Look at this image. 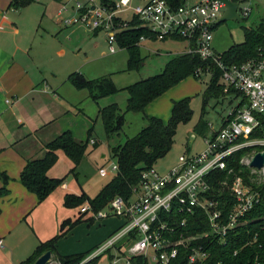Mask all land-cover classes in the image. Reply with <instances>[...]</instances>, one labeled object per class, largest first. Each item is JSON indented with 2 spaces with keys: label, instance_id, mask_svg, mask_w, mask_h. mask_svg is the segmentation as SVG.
<instances>
[{
  "label": "built area",
  "instance_id": "obj_1",
  "mask_svg": "<svg viewBox=\"0 0 264 264\" xmlns=\"http://www.w3.org/2000/svg\"><path fill=\"white\" fill-rule=\"evenodd\" d=\"M70 1L65 0L60 6V24L64 27L79 25L93 33L103 32L110 54L116 52L114 44L120 49L117 36L132 28L129 21L134 19L158 41L188 42L186 53L213 62L221 71L219 85L224 87V92L227 94L231 89L240 97L238 105L221 118L220 129L211 131L203 139L202 151L180 156L165 173L154 166L144 169L126 201L115 197L96 213H92L86 203L82 212L91 215L93 220L101 222L114 217L122 220V225L79 264L95 260L107 251L113 254L111 264L121 261L130 264L129 259L136 256H143L152 264H172L179 255V248L189 253L187 264H202L209 257L208 253L191 244L209 235L224 243L229 232L240 226L245 215L260 201L251 184L264 183V166L254 169L250 162L256 153L264 151V47L257 48L253 59L225 64L222 54L216 53L212 46L213 30L226 10L220 0H184L179 7L169 6L166 0H145L135 7H129L128 0H121L118 5H108L101 0H73L69 5ZM227 1L237 4L240 22L247 21L258 8L264 11V0ZM68 8L74 10V15L65 20L63 15ZM127 9L132 16L124 20L120 14ZM144 40L147 39L140 37V42ZM90 143L94 144L95 140ZM241 151L245 154L239 163L250 171V184L241 176L233 177L230 184L226 180L220 183L214 180L213 173L227 170V160ZM111 169L117 172L116 162ZM98 171L101 177L108 175L104 168ZM231 173L232 170H228L227 174ZM216 184L226 186L227 192L224 194L220 188L216 192ZM215 192L219 199H214ZM197 213L205 219L208 231L186 235L189 219ZM177 215H182V219L175 222ZM123 248L125 254L121 255Z\"/></svg>",
  "mask_w": 264,
  "mask_h": 264
},
{
  "label": "trees",
  "instance_id": "obj_2",
  "mask_svg": "<svg viewBox=\"0 0 264 264\" xmlns=\"http://www.w3.org/2000/svg\"><path fill=\"white\" fill-rule=\"evenodd\" d=\"M23 1L24 4L27 3V0ZM101 1L102 3L113 5L110 0ZM166 1L169 6L179 7L184 0ZM13 2L15 7L22 6L19 3H15L18 0H13ZM129 23L132 28L123 30L117 36V40L120 49L127 51V70L134 69L138 71L139 66L143 62V58L139 54L140 37L151 41L157 39L139 26L140 23L136 20L132 19ZM243 36V42L236 43V45H233L227 52L222 54L225 64L242 63L257 56V48L264 47V18L254 28H243ZM161 71V73L153 77L124 87L123 90L115 87L110 76L87 81L81 74L74 73L69 77V81L76 89L87 90L89 97L94 102L119 92H127L128 97L124 113L121 112L119 106L115 103L98 110V117L103 124L106 138L119 136L124 125L125 113H143L145 108L156 98L171 90L181 81L188 79V77H198L200 73L208 72L211 76V80L206 85L207 87L202 96L204 106L210 99H218L228 94H234L235 97H238L239 94L231 89L226 94L224 87L219 85L221 71L217 69L213 62L209 60L203 61L196 54L187 52L173 57L164 65ZM172 104L171 114L167 122L157 117H146L147 125L137 135L128 138L123 145L110 148L111 157L115 160L118 169L116 175L102 187L93 199L89 198L85 193L77 196L66 194L63 199V205L68 209H75L83 203H87L90 205L91 212L96 213L105 209L115 197H121L125 201L128 200L131 197L132 189L140 179L142 171L154 166L158 160L169 154L173 147L174 135L178 125L188 123L191 120L190 98L173 101ZM207 130V122L201 119L195 127L196 134L205 138ZM89 140H87V143ZM59 150L70 159L75 169L84 157L86 144L72 139L71 134L65 131L45 145V153L42 159L27 161L20 172L19 182L25 190L36 196L37 203L43 202L62 184L63 179L51 178L47 173L57 162L58 156L56 155ZM244 154L245 151H241L229 158L227 160L228 169L223 172L215 171L213 173L214 180L216 179L219 183L226 180L230 184L233 177L241 176L245 183L250 184L248 183L250 171L239 163L240 158ZM228 170H232V173L227 174ZM1 180L0 198L8 194L6 189L8 179L2 174ZM225 187L216 184L215 190L217 192L218 188H220L225 194L227 192L224 189ZM251 187L258 192L260 201L245 215L241 225L229 232L224 243H220L217 237L209 235L191 244V247L199 246L208 253L209 257L202 264H264V183L258 186L251 184ZM216 192L213 193L214 199H219L216 197L218 195ZM225 196L228 195L226 194ZM181 219L182 215L174 217L175 222ZM91 220L94 221L92 217ZM79 223L81 221L63 220L58 234L49 240H45V242H40L30 254V257L19 264H34L46 251L56 255L59 264H79L93 249L78 255L68 256H60L55 249L57 242L62 240ZM207 231L205 219L202 216L200 217V213H197L189 219L185 234H201ZM125 243L123 242L122 244ZM119 254L123 255L122 252H119ZM188 254V252L179 248V255L172 264H187ZM105 255H108L109 259L112 260V252L107 251L106 254L86 264H95ZM129 260L130 264H150L148 259L143 256L131 257Z\"/></svg>",
  "mask_w": 264,
  "mask_h": 264
},
{
  "label": "rangeland",
  "instance_id": "obj_3",
  "mask_svg": "<svg viewBox=\"0 0 264 264\" xmlns=\"http://www.w3.org/2000/svg\"><path fill=\"white\" fill-rule=\"evenodd\" d=\"M128 1L129 7H135L143 4L145 0ZM72 2L73 0L69 2V5H72ZM110 2L118 5L121 0H110ZM50 6L53 9L56 7L52 5V3ZM55 12L57 15L59 7H57ZM72 15H74V10L68 8L63 18L67 20L70 19ZM263 15L264 11L258 8L254 10L252 16L247 19V21L221 22L212 33V46L215 52L224 54L233 45H236V43L243 42V28L256 27L262 21ZM131 16L132 13L130 9L120 14V17L124 20H129ZM56 18L55 20H57ZM55 26V33L50 37V40H47V43H42L41 45L36 44L35 46L36 49L40 50V63L49 76L50 74L53 75L50 76L51 82L67 102V105L65 104L64 106L68 107L66 110H63V113H67L62 115V118L58 119L54 126H52V130L57 128L59 132L54 135L51 140L56 138L59 133L68 131L72 139L79 143L86 144V150L83 159L75 169L70 159L59 150L56 155L58 156L57 162L49 169L48 173L55 179H63L62 184L65 183L71 189L78 190L79 193H85L89 198L93 199L102 187L116 175V171L111 169L115 160L111 157L109 148L123 145L128 138L137 135L140 130L147 125L145 118H149L150 116H148L145 111L140 114L125 113L123 120L124 125L119 136L106 138L103 124L97 116L98 110L99 108L107 107L109 102L112 101L115 102L119 106L121 112L124 113L126 99L128 97L127 92H119L94 102L89 97L87 90L73 87L69 81V77L74 73H79L85 80L90 81L91 79L110 76L115 87L119 90H123L124 87L161 73L164 65L170 61L171 58L179 55V53L186 52L189 45L188 42L172 39L171 41L143 42L139 50L143 62L139 66L138 71L134 69L127 70V51L125 49H119L117 45L114 44L116 52L110 54L108 51L109 44L107 40H105V34L103 32L94 34L79 25L66 27L60 31L58 26ZM60 49L64 50V55L57 54V51ZM192 78L191 80L194 82L193 84L195 87L190 83L181 84L177 86L175 90H169L159 96L157 101L155 100V105L158 106L157 112L159 113H162L165 107H172L173 101H179L185 98H190V106L192 109L191 120L188 123H181L178 125L174 135L173 147L169 151V154L158 160L154 165V168L161 173L170 170L180 156L197 153L204 149V137L195 132V127L201 119L207 122L208 130L205 135L208 136L211 131L220 129L221 118L225 117L231 109L236 107L240 100V97L224 95L218 99L208 100L206 102L207 104L204 106L202 103V96L207 87L206 85L211 80V76L208 72H204L200 73L198 77ZM194 88H197V90L194 91ZM162 102L166 105H162ZM203 109L204 111H202ZM170 114L171 112H169V115ZM167 119L163 121L167 122ZM88 134L90 138L93 137L97 140L96 145L90 143L91 141L89 140L90 138L88 139ZM87 140H89L88 143ZM43 143L41 148L39 146L33 150V154H35L36 157H43L45 153V144L48 142L43 141ZM29 144L30 143H28V145ZM7 158L8 157H0V163H9ZM100 168H104L108 171L106 177L100 176L98 171ZM61 207L62 211L69 217L76 212L75 210L67 209L63 203ZM76 214V217L70 221H81V223L78 224V229L72 234L73 236L66 241V248L64 250L62 249L61 252L70 250V247L73 248V244L79 241L92 240L93 242L95 237L98 238L103 235L104 230L106 231L108 228V225H101L104 221H95L96 223H94V221L91 220V216L81 210H78ZM108 222L111 223V226L113 224L115 226H118L119 223L121 224L120 220L113 218H110ZM91 223L95 225H92V227L90 226ZM101 243L99 242V244ZM124 249L125 248L121 250L123 254H125ZM111 261L108 255H105L95 264H111ZM50 264H59L56 255H52ZM114 264H124V262L121 261Z\"/></svg>",
  "mask_w": 264,
  "mask_h": 264
},
{
  "label": "crops",
  "instance_id": "obj_4",
  "mask_svg": "<svg viewBox=\"0 0 264 264\" xmlns=\"http://www.w3.org/2000/svg\"><path fill=\"white\" fill-rule=\"evenodd\" d=\"M64 1L27 0L24 4L23 0H18L15 3L22 6L15 7L13 0H0V157H8L9 160V163H0V187L2 174L9 179L6 185L8 194L0 198V241H2L0 264H19L29 258L40 242H45L58 234L63 220H73L77 215L76 212L82 211L87 205L83 203L72 209L76 212L69 217L62 211L63 197L66 194L80 195L78 190L71 189L63 183L43 202L37 203L36 196L25 190L19 182L20 172L27 161L43 158L36 157L33 150L39 146L41 148L43 141L48 143L53 141L52 137L58 134L59 130L51 128L58 119L62 118V115L67 113H63V110L68 108L64 106L67 102L52 84L50 76L53 75L49 76L45 72L39 60L40 50L35 48L36 44L41 45L50 40L55 33V25L60 31L66 28L60 24L59 16L55 12L57 7L60 10ZM51 3L56 6L55 9L51 8ZM150 41L144 40L139 46L143 42ZM156 41L158 40L152 42ZM64 53L62 49L57 51L58 55ZM191 79L193 78L188 77L181 81L171 91L181 84L190 83L195 87ZM196 90L197 88H194V91ZM156 101L151 102L144 111L150 117L166 120L170 116L172 107H165V110L159 113L158 106L155 105ZM112 103L115 102H109ZM161 104L166 105L163 102ZM92 139L94 138H90V141ZM94 140L95 143L92 145L97 144V140ZM48 176L54 178L49 173ZM109 219L101 224L108 225L107 230H104L103 235L98 238L95 237L93 242L79 241L73 244L74 247H70V250L61 252L66 248V241L78 229V226L75 227L57 242L56 253L60 256L78 255L94 249L99 242L107 240L122 225L120 220L121 224L111 226ZM94 223L90 226H94Z\"/></svg>",
  "mask_w": 264,
  "mask_h": 264
},
{
  "label": "water",
  "instance_id": "obj_5",
  "mask_svg": "<svg viewBox=\"0 0 264 264\" xmlns=\"http://www.w3.org/2000/svg\"><path fill=\"white\" fill-rule=\"evenodd\" d=\"M222 3L226 5V10L223 15L219 18V23L224 21H241L239 16L236 13L237 4H232L227 0H220ZM194 138V137H193ZM264 166V151L256 153L250 162L251 168H262ZM52 261V254L50 251H46L44 255L39 257L34 264H50Z\"/></svg>",
  "mask_w": 264,
  "mask_h": 264
}]
</instances>
